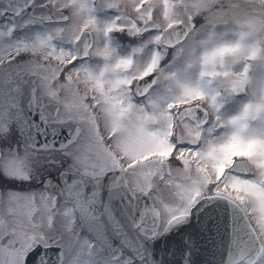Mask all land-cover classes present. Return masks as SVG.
<instances>
[{
	"label": "snow or ice",
	"instance_id": "6c2138e0",
	"mask_svg": "<svg viewBox=\"0 0 264 264\" xmlns=\"http://www.w3.org/2000/svg\"><path fill=\"white\" fill-rule=\"evenodd\" d=\"M0 264H264V0H0Z\"/></svg>",
	"mask_w": 264,
	"mask_h": 264
},
{
	"label": "rangeland",
	"instance_id": "374dc122",
	"mask_svg": "<svg viewBox=\"0 0 264 264\" xmlns=\"http://www.w3.org/2000/svg\"><path fill=\"white\" fill-rule=\"evenodd\" d=\"M243 0H232V2H241Z\"/></svg>",
	"mask_w": 264,
	"mask_h": 264
},
{
	"label": "flooded vegetation",
	"instance_id": "af4514ba",
	"mask_svg": "<svg viewBox=\"0 0 264 264\" xmlns=\"http://www.w3.org/2000/svg\"><path fill=\"white\" fill-rule=\"evenodd\" d=\"M241 2H243V1H241ZM201 22H202V21H201ZM197 26H199V22H198Z\"/></svg>",
	"mask_w": 264,
	"mask_h": 264
}]
</instances>
